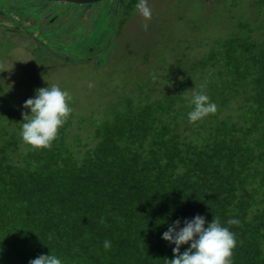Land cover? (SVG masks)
Returning <instances> with one entry per match:
<instances>
[{"label":"trees","instance_id":"16d2710c","mask_svg":"<svg viewBox=\"0 0 264 264\" xmlns=\"http://www.w3.org/2000/svg\"><path fill=\"white\" fill-rule=\"evenodd\" d=\"M236 24L188 74L215 114L189 124L182 91L117 102L84 152L68 141L70 116L49 149L21 153L20 137L0 134V264L50 252L64 264H170L162 233L198 214L238 219L232 264H264V21Z\"/></svg>","mask_w":264,"mask_h":264},{"label":"rangeland","instance_id":"374dc122","mask_svg":"<svg viewBox=\"0 0 264 264\" xmlns=\"http://www.w3.org/2000/svg\"><path fill=\"white\" fill-rule=\"evenodd\" d=\"M115 1L92 6L97 13L107 10L100 23L89 25L80 21L89 11L79 6L50 2L49 11L60 14L54 21L42 19L40 0H0V91L10 88L0 95V134L20 137L22 112L30 113L23 103L36 89L57 85L71 97L68 141L84 152L117 102L182 91L190 97L201 88L188 77L193 63L232 34L239 20L264 21L255 0H148L152 17L145 30L144 18L126 8L129 0L120 7ZM25 151L21 143L19 152Z\"/></svg>","mask_w":264,"mask_h":264},{"label":"clouds","instance_id":"9594fccd","mask_svg":"<svg viewBox=\"0 0 264 264\" xmlns=\"http://www.w3.org/2000/svg\"><path fill=\"white\" fill-rule=\"evenodd\" d=\"M135 11L144 18V29L151 20L152 9L148 6V0H138ZM10 88L7 90L9 91ZM7 91L3 88L0 95ZM70 94L57 85H52L35 90V96L27 99L22 107L30 109L22 112L23 123L20 129L21 142L29 147V150L49 149L57 138L58 131L63 127L71 114L69 105ZM191 111L187 113V122L193 124L209 115L215 114L217 106L210 101L209 96L203 91H193L187 98ZM207 226L205 227V224ZM227 227L218 219L213 218L207 222L203 215H196L191 219H184L183 227L179 219L168 224V228L162 233L161 238L170 244L173 258L170 264H232L233 249L236 247L235 233L230 231V226L239 225L240 221L229 218ZM189 247L181 253L182 245ZM105 250L110 249L111 242H103ZM29 264H64L62 258L56 254H42L29 261Z\"/></svg>","mask_w":264,"mask_h":264},{"label":"flooded vegetation","instance_id":"af4514ba","mask_svg":"<svg viewBox=\"0 0 264 264\" xmlns=\"http://www.w3.org/2000/svg\"><path fill=\"white\" fill-rule=\"evenodd\" d=\"M42 3H37L36 4V6H38V8H37V10L38 11H41V14H43V15H45V16H42V19H52L53 18V20L55 21L56 19H58V17H59V12H56V11H54V10H51V11H49L50 10V8L48 7L49 6V3L50 2H55V4H58V3H60V4H65V5H69V4H71V6L73 7V6H79V10L81 9V8H85V10L87 11H89V14H87V15H82L83 17H85L84 19L82 18L80 21H82V20H86V22L89 24V25H92V24H95V23H100V19L101 18H103V13L107 10V8H106V6H103V8H104V11L102 12V13H97L98 12V8H94V7H92V6H95V5H98V4H100V3H102V2H104V0L103 1H99V2H96V3H90V4H84V3H76V2H73V1H69V2H62V1H46V0H40ZM107 1V0H106ZM111 1V0H110ZM117 1V2H116ZM115 2L116 3H118L119 4V7L120 6H122V4H121V0H116ZM32 3V2H31ZM26 4H29V6L28 5H25V6H27V9H32V7H33V5H35L34 3H32V4H30V3H26ZM44 4V9H42V6L41 5H43ZM24 4H20L19 6L20 7H22V8H24V6H23ZM113 6V10H114V12H116L115 11V7H114V4L112 5ZM35 7V6H34ZM87 11V12H88ZM117 11H118V9H117ZM6 14H8L9 16H10V14H9V12L8 11H4ZM21 12V11H20ZM4 13V14H5ZM22 13V16H23V12H21ZM5 14V15H6ZM97 14H99V15H97ZM24 17H27V16H24ZM52 20V21H53ZM53 21V22H54ZM43 23V22H42ZM87 24V25H88ZM43 26H45V24L43 23Z\"/></svg>","mask_w":264,"mask_h":264},{"label":"water","instance_id":"95a60500","mask_svg":"<svg viewBox=\"0 0 264 264\" xmlns=\"http://www.w3.org/2000/svg\"><path fill=\"white\" fill-rule=\"evenodd\" d=\"M46 1H62V2H69L73 1L76 3H84V4H90V3H96L103 0H46Z\"/></svg>","mask_w":264,"mask_h":264}]
</instances>
